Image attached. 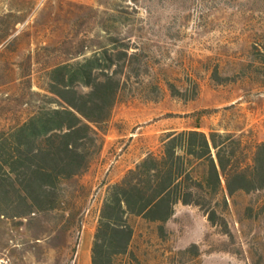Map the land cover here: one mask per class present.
Returning a JSON list of instances; mask_svg holds the SVG:
<instances>
[{
	"label": "rangeland",
	"instance_id": "374dc122",
	"mask_svg": "<svg viewBox=\"0 0 264 264\" xmlns=\"http://www.w3.org/2000/svg\"><path fill=\"white\" fill-rule=\"evenodd\" d=\"M0 18V36L10 32L0 43L4 130L44 104L53 65L110 48L111 37L138 52L99 152L68 183L69 208L0 223V264H89L106 187L169 130L200 124L264 141V0H0ZM227 203L228 232L181 204L166 239L142 224L139 262L264 264V191Z\"/></svg>",
	"mask_w": 264,
	"mask_h": 264
},
{
	"label": "trees",
	"instance_id": "16d2710c",
	"mask_svg": "<svg viewBox=\"0 0 264 264\" xmlns=\"http://www.w3.org/2000/svg\"><path fill=\"white\" fill-rule=\"evenodd\" d=\"M9 35H1L0 43ZM110 41V48L53 65L44 104L0 129V223L69 208L68 183L89 169L129 74L137 69L138 52L128 44L118 48L117 38ZM257 51L264 61V51ZM200 127L165 132L156 152L148 151L106 187L90 264H141L136 239L142 224L154 225L155 237L166 239L178 204L197 207L228 232L218 206L226 208L237 192L264 191V141L250 145L242 135Z\"/></svg>",
	"mask_w": 264,
	"mask_h": 264
},
{
	"label": "crops",
	"instance_id": "0c3cea01",
	"mask_svg": "<svg viewBox=\"0 0 264 264\" xmlns=\"http://www.w3.org/2000/svg\"><path fill=\"white\" fill-rule=\"evenodd\" d=\"M110 117H111V116H110ZM109 119H110V118H109ZM108 121H109V120H108ZM102 136H105V133H104ZM146 153H147V152H146ZM146 153H144V154H143L138 160H136L135 163L133 164V166L129 167L128 169H131L132 167H134V165H135L136 163H138V162H139V161L145 156ZM128 169H127V170H128ZM127 170H126V171H127ZM126 171H125V172H126ZM125 172L123 173V175L125 174ZM123 175H122V176H123ZM122 176L119 178V180L122 178ZM119 180H117V181H119ZM117 181H116V182H117ZM114 183H115V182H114ZM112 184H113V183H112ZM92 238H93V237H92ZM91 242H92V241H91ZM90 248H91V245H90ZM89 264H90V252H89Z\"/></svg>",
	"mask_w": 264,
	"mask_h": 264
}]
</instances>
